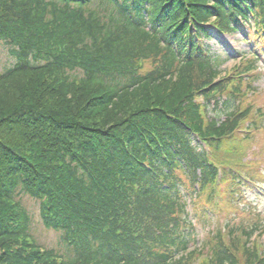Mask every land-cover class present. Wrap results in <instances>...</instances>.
<instances>
[{
    "label": "trees",
    "instance_id": "obj_1",
    "mask_svg": "<svg viewBox=\"0 0 264 264\" xmlns=\"http://www.w3.org/2000/svg\"><path fill=\"white\" fill-rule=\"evenodd\" d=\"M247 22L243 39L264 51V0H0L13 59L0 71V264H264L262 219L201 236L194 221H210L195 210L216 163L191 133L218 138L233 211L251 208L235 169L264 178L253 150L264 108L241 75L260 57L221 74L201 42ZM224 96L222 120L201 113ZM245 119L252 132L235 140ZM22 195L66 252L36 242Z\"/></svg>",
    "mask_w": 264,
    "mask_h": 264
},
{
    "label": "rangeland",
    "instance_id": "obj_2",
    "mask_svg": "<svg viewBox=\"0 0 264 264\" xmlns=\"http://www.w3.org/2000/svg\"><path fill=\"white\" fill-rule=\"evenodd\" d=\"M245 31L246 29L243 30V32ZM206 44H208L210 46V50L221 59L222 63L219 67L221 74H223V72H231L235 66L244 62L240 61L241 55L237 54H245L247 58H251L253 56L251 42L247 43L244 41L239 32L228 36L212 35L210 39H207ZM12 62V56L0 41V71L10 66ZM252 85L255 87L257 92V95H251L254 105L264 108V66H259L258 64V67L253 73ZM225 110L228 109L224 105H221L215 110H209V114H222ZM256 141L257 143L256 146H253V150L257 152V158L264 160V128L260 129V133L257 134ZM252 191L253 189L246 192V197H248L247 203L250 204L251 208L244 212H237L235 214V219L231 222L233 225L238 226L240 224H249L248 221L255 220L258 217L263 221V223H261V227L264 226V197L259 198L253 194ZM20 202L27 210L31 218L30 231L36 242L47 248L53 247L60 253L66 252L65 246L61 242L59 232L46 229L43 226L40 217L39 202L24 195L20 196ZM226 219L227 218L225 216L221 215L219 218L215 219L216 223L214 222L213 224V221H209L207 223H203L201 221L196 222L197 236H201V232L204 234L209 227L215 228L216 225L222 226ZM199 223L203 227H201ZM260 240L264 245V232L262 233Z\"/></svg>",
    "mask_w": 264,
    "mask_h": 264
}]
</instances>
